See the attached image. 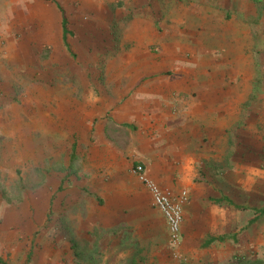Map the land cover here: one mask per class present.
<instances>
[{
    "label": "rangeland",
    "instance_id": "1",
    "mask_svg": "<svg viewBox=\"0 0 264 264\" xmlns=\"http://www.w3.org/2000/svg\"><path fill=\"white\" fill-rule=\"evenodd\" d=\"M0 1L9 23L0 44V264H264L256 213L264 207V0H180L193 17L183 25L208 28L201 50L218 75L229 74L234 108L226 137L194 150L191 183L166 186L187 192L176 245L133 170L148 174L144 163L132 164L119 139L98 145L94 134L137 70L118 57L122 29L133 25L127 14L143 15L152 0Z\"/></svg>",
    "mask_w": 264,
    "mask_h": 264
},
{
    "label": "crops",
    "instance_id": "2",
    "mask_svg": "<svg viewBox=\"0 0 264 264\" xmlns=\"http://www.w3.org/2000/svg\"><path fill=\"white\" fill-rule=\"evenodd\" d=\"M7 3L0 1V44L3 38V44L8 43ZM34 4L28 3L32 17L39 18L40 6ZM149 4L143 15L127 14L133 25L122 29L118 45L125 51L119 48L120 61H131L137 69L130 78V91L98 119L94 134L98 145L119 139L125 150L121 153L129 154L132 164L144 163L147 175L161 186H186L198 159L194 150L206 147L214 136L226 137V121L233 120L234 92L226 80L229 74L222 69L218 75V63L207 61L208 51L201 50L203 45L206 49L208 28L184 26L193 17L180 11V0ZM59 15L60 26V11ZM116 130L120 138L113 136Z\"/></svg>",
    "mask_w": 264,
    "mask_h": 264
},
{
    "label": "built area",
    "instance_id": "3",
    "mask_svg": "<svg viewBox=\"0 0 264 264\" xmlns=\"http://www.w3.org/2000/svg\"><path fill=\"white\" fill-rule=\"evenodd\" d=\"M133 170L138 180L147 189L152 205L162 214L167 225L170 241L174 245L178 244L182 232L183 206L187 200L186 190L182 189L174 193L168 187L161 186L153 178L148 176L139 164H135Z\"/></svg>",
    "mask_w": 264,
    "mask_h": 264
},
{
    "label": "trees",
    "instance_id": "4",
    "mask_svg": "<svg viewBox=\"0 0 264 264\" xmlns=\"http://www.w3.org/2000/svg\"><path fill=\"white\" fill-rule=\"evenodd\" d=\"M60 11H61L62 39L64 40L65 44H67L66 43V35L69 33L67 30V23L68 22H67V18H66V15L64 13L63 8H60ZM224 199L227 200V202L231 203L230 199H228V198H224ZM218 200H220V199H218ZM256 213H257V216H264V207L257 209ZM225 238H227V235H225V234L218 235V236H210L204 241V244L207 245L210 242L215 241V240L222 241ZM0 263H4V261L1 258H0Z\"/></svg>",
    "mask_w": 264,
    "mask_h": 264
}]
</instances>
